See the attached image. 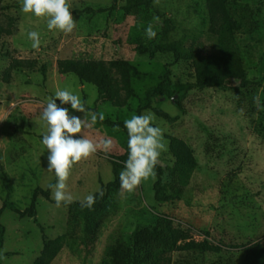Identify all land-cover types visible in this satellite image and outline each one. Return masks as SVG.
<instances>
[{"label":"rangeland","instance_id":"obj_1","mask_svg":"<svg viewBox=\"0 0 264 264\" xmlns=\"http://www.w3.org/2000/svg\"><path fill=\"white\" fill-rule=\"evenodd\" d=\"M126 1L118 0L115 9L93 15L73 10L87 5L110 6L113 0H68L76 27L72 33L64 34L49 32L45 20L24 14L22 0H0V162L9 174L8 180L0 176V207L6 197L27 206L37 186L48 187L55 179L47 171V149L40 134L46 132L41 120L43 107L58 89H68L84 103L99 105L105 115L113 118L129 119L139 114V97H132L123 107L102 103L96 85L82 81L73 72H59V58H127L137 70L133 83L144 93L159 83L167 64L176 83L195 81L196 73L191 60L175 61L173 52L140 54L136 46L142 41L155 45L182 39L205 53L224 51L221 36L210 30L206 0H160L159 6L153 4L135 12L122 8ZM230 6L234 16L243 22V28L231 38L239 56L233 82L240 85L244 74L254 81L239 88L182 89L177 99L182 97L185 111L172 97H156L154 105L173 115L180 114L177 121L159 116L152 108L141 113H153L154 125L164 130L168 150L160 160L167 166L166 193L171 192V167L175 161L167 134L184 137L195 150L199 164L182 197L172 201L156 198V169L155 176L143 181L134 193L122 194L118 189L91 209L80 204L57 208L54 200L39 195L37 218L45 232L52 237L67 234V244L51 264H111L114 249L131 242L136 225L154 221L159 212L173 216L177 225L190 228L196 238L209 234V238L222 244L221 251L208 254L209 260L229 253L240 259L242 250L237 245L264 240V0H230ZM154 16H159L161 23L154 25L156 38L148 40L144 30ZM33 30L41 37L38 50L27 38ZM15 57L33 58L40 65L47 62V74L13 67ZM139 72L146 74L142 77ZM257 97L259 108L253 102ZM64 106L70 109V105ZM87 110L90 120L95 111ZM75 114L84 118L83 113ZM22 119L28 131L24 138H17L10 133V124ZM82 135L94 142L111 139L113 146L107 154L98 149L74 166L68 191L77 198L103 188L114 178L109 154L124 153L128 138L124 128L99 118ZM2 221L6 241L0 262L32 264L44 246L43 232L35 217H22L7 208Z\"/></svg>","mask_w":264,"mask_h":264},{"label":"trees","instance_id":"obj_2","mask_svg":"<svg viewBox=\"0 0 264 264\" xmlns=\"http://www.w3.org/2000/svg\"><path fill=\"white\" fill-rule=\"evenodd\" d=\"M118 0H113L110 6L95 7L87 5L73 10L74 13L97 14L117 7ZM209 10L211 25L210 30L221 36L224 51L222 53H205L186 45L182 39H176L165 43L151 45L142 41L136 46L140 54L149 53L155 56L159 51L173 52L175 61L182 59L191 60L195 66L196 80L185 83H176L172 78V69L167 64L161 73V80L154 86L149 87L144 93L139 92L133 83V74L137 71L131 60L127 58H84L65 57L59 58L57 67L61 73L73 72L86 82H91L97 86L99 101L102 103H112L123 107L128 104L132 97H139L138 112L152 108L156 114L170 121L180 119V114H171L162 107L154 105V100L158 96L174 97L178 91L184 89L189 91L195 88L226 87L239 88V86L249 85L253 79H249L246 74L241 78V84H234L233 79L237 72L238 52L232 47L231 38L234 33L243 28L241 19L234 16L230 6V0H206ZM153 5V0H127L122 8L126 12H135L142 7ZM13 67H28L38 69L47 74L48 63L38 64L33 58H13ZM140 73V72H139ZM146 72H141L142 77ZM176 105L182 111L186 107L182 97H176ZM85 107L96 113H102L104 123L124 128L125 118H113L105 115L99 105H89ZM127 133V130L124 128ZM26 121H13L10 124V133L17 138H24L27 133ZM42 137V134H40ZM169 138V149L174 157V164L171 167L170 185L171 192L164 191V183L167 166L161 162L157 165V180L154 184L155 196L160 201H172L182 197L186 187L190 184L192 176L198 167L199 161L195 150L190 142L176 134H167ZM128 148L121 154H109L113 167L114 178L108 181L103 189L105 195L100 200L109 198L113 191L120 189L119 173L123 168V162L127 159ZM0 176L8 180L9 174L4 165L0 162ZM56 178L50 183L54 184ZM42 195L49 200L52 199L51 190L41 185L34 189L30 202L27 206H21L11 197H6L0 207V252L6 241V225L2 221V214L7 208H11L20 216L35 217L43 232L44 246L40 254L32 264H51L60 251L67 244V234L62 233L52 237L45 232V226L37 218L38 196ZM73 204H79L78 202ZM242 250L240 259L235 258L234 253L220 254L214 260H209V253L222 250V244L207 237L198 239L193 235L190 228L177 225L174 217L167 213L159 212L157 218L152 222L138 223L132 231V239L129 243H121L115 249L111 264H264V240L237 245ZM0 264H6L0 262Z\"/></svg>","mask_w":264,"mask_h":264},{"label":"clouds","instance_id":"obj_3","mask_svg":"<svg viewBox=\"0 0 264 264\" xmlns=\"http://www.w3.org/2000/svg\"><path fill=\"white\" fill-rule=\"evenodd\" d=\"M153 4L159 6L160 0H153ZM21 11L45 20L49 32L70 34L76 27L68 0H22ZM160 23V17L154 16L153 22L145 28L148 40L156 38L154 25ZM27 38L33 49L41 47L39 32L29 31ZM253 102L257 108L260 107L258 97ZM64 105H70L71 111ZM75 113H83L84 118ZM87 114L88 110L81 97L68 89H58L54 97L48 99L41 113V120L46 126L41 142L47 149V171L56 178V182L49 184L48 189L51 190L57 208L78 202L80 207L91 209L105 195V190L99 187L82 198L74 197L68 191V180L74 166L87 160L98 149L107 154L113 146L111 139L94 142L82 135L85 129H91L95 125L98 118L101 121L104 119L102 113L93 112L90 120ZM153 121L154 114L147 112L133 114L123 122L127 130L128 152L119 173L122 194L134 193L143 181L154 177L157 165H161V154L168 150L164 130L155 126Z\"/></svg>","mask_w":264,"mask_h":264},{"label":"water","instance_id":"obj_4","mask_svg":"<svg viewBox=\"0 0 264 264\" xmlns=\"http://www.w3.org/2000/svg\"><path fill=\"white\" fill-rule=\"evenodd\" d=\"M177 95H178V94H176V95L173 97L174 100L176 99Z\"/></svg>","mask_w":264,"mask_h":264}]
</instances>
